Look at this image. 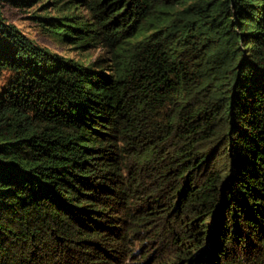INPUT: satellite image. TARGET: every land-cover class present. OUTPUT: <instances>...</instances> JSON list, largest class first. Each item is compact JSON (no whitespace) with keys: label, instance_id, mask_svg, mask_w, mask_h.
Here are the masks:
<instances>
[{"label":"trees","instance_id":"1","mask_svg":"<svg viewBox=\"0 0 264 264\" xmlns=\"http://www.w3.org/2000/svg\"><path fill=\"white\" fill-rule=\"evenodd\" d=\"M41 1L0 0V264H263L264 0L36 17L89 64L2 12Z\"/></svg>","mask_w":264,"mask_h":264},{"label":"rangeland","instance_id":"2","mask_svg":"<svg viewBox=\"0 0 264 264\" xmlns=\"http://www.w3.org/2000/svg\"><path fill=\"white\" fill-rule=\"evenodd\" d=\"M68 1L77 2L78 0H57L58 5H56V7L54 6L55 0H43L36 3L33 7L27 8L12 6L3 2L2 12L9 22L16 24L40 45L62 56L73 58L81 63L89 64L99 56L103 55V50L98 47L96 43H93V45L87 49L78 48V45L76 44L68 43L58 36L47 33L41 27V23L36 19L37 16L58 15V9L64 8V4ZM45 3H47V9L42 7ZM75 12L82 15L87 14L82 7H79V10ZM6 80V76L0 78V91L6 86ZM131 250H133V258L128 259L126 257V260H124L125 263L156 264L155 260L159 255L158 249L154 250V248L150 247L147 249L148 251H146V249L138 243L135 247H132ZM246 263L255 264L250 260H247Z\"/></svg>","mask_w":264,"mask_h":264}]
</instances>
